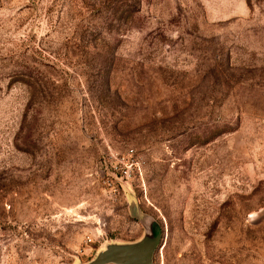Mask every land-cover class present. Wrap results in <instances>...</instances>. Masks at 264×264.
<instances>
[{
	"label": "rangeland",
	"instance_id": "374dc122",
	"mask_svg": "<svg viewBox=\"0 0 264 264\" xmlns=\"http://www.w3.org/2000/svg\"><path fill=\"white\" fill-rule=\"evenodd\" d=\"M156 235L264 264V0H0V264Z\"/></svg>",
	"mask_w": 264,
	"mask_h": 264
},
{
	"label": "water",
	"instance_id": "95a60500",
	"mask_svg": "<svg viewBox=\"0 0 264 264\" xmlns=\"http://www.w3.org/2000/svg\"><path fill=\"white\" fill-rule=\"evenodd\" d=\"M159 235L126 245H111L101 251L90 264H152Z\"/></svg>",
	"mask_w": 264,
	"mask_h": 264
}]
</instances>
